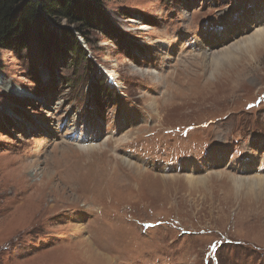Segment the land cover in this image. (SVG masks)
Masks as SVG:
<instances>
[{
  "label": "rangeland",
  "instance_id": "1",
  "mask_svg": "<svg viewBox=\"0 0 264 264\" xmlns=\"http://www.w3.org/2000/svg\"><path fill=\"white\" fill-rule=\"evenodd\" d=\"M99 1L112 32L76 34L90 64L0 50V264H82V245L112 264H264V186L233 184L264 179V44L214 78L202 50L263 31L264 0Z\"/></svg>",
  "mask_w": 264,
  "mask_h": 264
},
{
  "label": "trees",
  "instance_id": "2",
  "mask_svg": "<svg viewBox=\"0 0 264 264\" xmlns=\"http://www.w3.org/2000/svg\"><path fill=\"white\" fill-rule=\"evenodd\" d=\"M108 22L99 0H0V50L17 54L33 44L45 51L54 46L71 55V62L90 64L76 34L88 35L97 28L112 32Z\"/></svg>",
  "mask_w": 264,
  "mask_h": 264
},
{
  "label": "bare ground",
  "instance_id": "3",
  "mask_svg": "<svg viewBox=\"0 0 264 264\" xmlns=\"http://www.w3.org/2000/svg\"><path fill=\"white\" fill-rule=\"evenodd\" d=\"M226 24H225V28L220 27L219 28L220 31H216V35L218 34L219 37L216 36L213 40V36L212 37L210 36L213 43L217 44L219 39H222L223 43H224L226 39H229L231 37L233 38V36H231V37L229 36V32L231 30L235 29L236 26L234 25L232 27L231 25L228 26ZM229 28H232V29H229ZM240 43L243 44L241 47H238L237 49L229 48V49H226L224 52H221V53H210L211 49H209V47L205 48V45H203L202 50L209 53L208 54L209 62L207 64L208 65L207 71L209 73H211V76H213V78L216 75H217V77L221 76V70L222 69L225 70L229 66V64H230L229 60L231 58H233V52H236V51L242 50L244 48H248V47L253 48L254 46L263 45L264 44V30L257 32L256 34H254L252 37H249L248 39L242 40ZM212 49H214V48L212 47ZM128 143L129 142L122 144L123 147L126 146V144H128ZM222 154H225V153H222ZM221 157L223 158L224 155ZM125 161H127L128 163H133V160H131V159L130 160L126 159ZM235 179L234 180L232 179V180H233L234 188L238 193H240V189L242 187L241 185H243V183H247V186H251L252 189L259 188L260 185L264 186V179H249V180H244L242 178H237V180H235ZM189 181L192 183H196V184H203V182L204 183L206 182L208 184V182H209L208 178H205V179H204V177L201 179L200 178H191V176H189ZM250 182H254V183H250ZM90 246L91 245H88V249H86L85 246H83V245L78 246L79 250L81 251L80 256H81L82 264H112L113 263L112 257H107V256L97 254L96 252H94V250ZM82 249H84V250H82Z\"/></svg>",
  "mask_w": 264,
  "mask_h": 264
}]
</instances>
